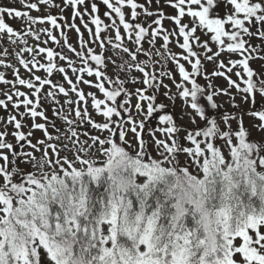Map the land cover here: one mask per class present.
Wrapping results in <instances>:
<instances>
[{
    "label": "snow or ice",
    "instance_id": "obj_1",
    "mask_svg": "<svg viewBox=\"0 0 264 264\" xmlns=\"http://www.w3.org/2000/svg\"><path fill=\"white\" fill-rule=\"evenodd\" d=\"M19 2L26 9L38 10L37 3L30 0ZM101 2L108 9L104 16L112 23L103 24L95 15L98 8L93 3L90 23L95 25V32L89 29V36L100 41V51H83L87 47L83 39L81 51H76L64 39L82 67L76 68L75 61L50 48H25L33 54L31 61L19 54L17 59L32 77L22 79L14 70L15 81H10L0 73V83L31 90L35 100L18 89H5L4 94L14 109L23 106L21 120L29 115L31 128L41 130L45 137L33 143L29 139L32 132H23L24 125L14 115H9L8 123L16 129L12 135L21 151L6 140L7 131L0 132V264H264V139L250 140L243 116L237 119L226 112L221 123L210 118L208 111L219 107L214 98L220 95L232 96L235 101L230 91L233 88L243 94L246 104H257V97L264 101V73L250 65V61L264 56H257L261 49L249 42L256 36L264 40V0H166L175 15L156 13L157 18L148 27L134 23L141 15L137 9H143L146 16L153 15L137 0ZM39 3L49 4L50 0ZM64 4L72 7L74 18L89 15L87 9L83 13L77 10L85 0H64ZM124 8L131 10L130 19H126ZM5 16L23 18L29 26L44 22L29 11L0 6V34H7L9 39L17 37V31L6 23ZM186 17L190 18L188 23L183 22ZM116 18L123 32L129 38L134 36L135 51L123 44ZM46 19L54 28L59 27L51 15ZM164 19L173 21V31L163 28ZM81 23L88 26L83 19ZM71 26L76 28L75 24ZM107 28L114 30V40L101 36ZM198 32L206 39L201 40ZM47 35L58 43L51 32ZM149 35L150 44L158 35L162 38L163 54L175 64L180 82L169 73L161 72L160 76L172 80L179 98L192 109L188 113L191 122L195 124L198 117L202 127L184 130L173 115L160 114L157 127L149 128L145 138L146 122L167 107L156 103L157 93L161 87L168 88L155 73L146 70L148 62H136L137 54L143 51L142 41ZM171 36L177 38L182 53L170 52ZM105 41L136 62L125 61L127 72L141 73L143 88L129 89L128 78L108 75ZM210 44L216 46L215 51ZM193 45L204 50L207 60L219 58L224 52L241 57L229 59L227 64L221 60L216 67L222 71L211 73L224 77L228 89H217L211 83L200 86L195 77L201 74L202 61ZM8 54L5 49L4 55ZM39 54H46L47 63L36 59ZM145 54L151 58V53ZM56 57L66 61L76 76L75 82L65 67L55 62ZM181 59L190 64L191 72L180 63ZM89 60L94 62L95 71ZM0 64L13 67L2 60ZM119 68L124 71V64ZM33 69L43 70L46 76L35 75ZM54 72L64 74L68 89L48 78ZM77 73H86L95 80ZM130 81L141 83L135 76ZM81 83L97 89L102 98L93 92L85 94L79 88ZM46 85L50 86L47 97L54 98L57 92L65 97L74 93L76 97L64 101L65 105H76L71 109L75 119L65 114L63 105L54 112L65 125L63 130L56 129V136L49 133L45 123H35L36 117L47 121L45 113L39 111L40 93ZM163 94L172 99L168 92ZM89 98L100 121L88 109ZM201 98L207 106H201ZM7 101L0 100V107L7 108ZM246 114L258 120L255 126L264 131V105L250 107ZM50 126L56 128L55 123ZM54 140L57 143H52ZM21 142L33 151H23ZM35 153H40L39 157ZM17 161L30 165V169L21 168Z\"/></svg>",
    "mask_w": 264,
    "mask_h": 264
},
{
    "label": "rangeland",
    "instance_id": "obj_2",
    "mask_svg": "<svg viewBox=\"0 0 264 264\" xmlns=\"http://www.w3.org/2000/svg\"><path fill=\"white\" fill-rule=\"evenodd\" d=\"M90 1L91 0H85V4L84 5H79L77 6V10L80 11L81 13L85 12V9H87V12L89 13V15H84L83 17H75L73 18L72 15V7L65 5L64 4V0H50L49 4H40L38 3V10H29V9H24L22 7V5L20 4L19 1L17 0H0V6H9V7H14L17 8L19 10L22 11H29V14L32 17L37 18V20L39 21L40 19H43L44 22L43 23H35L32 24L31 26H29V23L24 20L23 18L20 19H13V18H7L5 16V21L6 23H8L14 30L17 31V37H12L11 39H9V37L7 36V34H0V57L1 60L3 61L4 64H11L13 67L12 68H5L3 65L0 67V73H3L5 78L7 80L10 81H15V75L13 74L14 70H18V73L20 75V77L22 79H30L32 77V72L29 71V69L24 68L20 63L19 60L17 59V54L20 55L21 58H24L28 61H31L32 59V53L24 51L25 48H32L35 50H38L39 48L43 47V48H50L52 49L54 52L57 53H62L64 56L69 57L71 60L76 61V56H71V53H69L68 49L65 48V44H64V39H67L68 44H70L73 48L76 49V51H81V39L84 40V42L87 44V47L83 49V51L87 52L88 48L93 49L95 52H99L100 48H99V44L100 41H95L93 40L90 36H89V29L92 30V32H95V25L90 23V15H91V5H90ZM94 3L97 5L98 8V12L95 14L97 16H99V18L102 20L104 25H110L112 23L111 20L108 19V17L104 18L103 14L105 12V9L107 8L104 4L101 3V1L99 0H93ZM138 3L144 5V8H146L148 11L152 12L153 15L151 17H146L143 14V9H137V12L141 13V15L139 16L137 21H140V23L145 26L148 27V25L154 21L157 16L156 13L162 12L165 17L167 16H172L175 15V10H171V7L167 4L166 0H151V3H149V0H137ZM124 11L126 13V19H130V9L128 8H124ZM222 12V11H221ZM54 16L53 18L56 19L57 24L59 25L58 28H54L51 24H49L47 22V16ZM114 16V14H112ZM62 16V17H61ZM58 17V18H56ZM81 19H83L88 26L85 27L84 23H81ZM190 18H184V23H188ZM117 20V19H116ZM64 26H63V25ZM75 24L76 28L79 29V32L76 31V28H73L71 25ZM117 24V23H116ZM118 26H120L119 24H117ZM162 26L165 30L167 31H173L175 29V25L173 23V21L169 20V19H164L162 21ZM153 28H155L156 26L153 24L152 25ZM120 28H122L120 26ZM59 29V30H58ZM31 32L33 34L31 35H26L25 33L27 32ZM252 31H255V28L252 29ZM47 32H51L52 35L56 38L57 42H53L52 39H50L47 35ZM151 32V28L149 29V33ZM104 34H102V37H108L111 36L112 38L115 37V32L112 28H107L104 32ZM121 33H122V29H121ZM200 33V32H198ZM123 34V33H122ZM201 36V40L205 39L206 37L203 36L200 33ZM38 37V39L36 38ZM123 37V43H127L128 41L126 40V38ZM151 39L150 35L145 37V40L143 42V47L144 50L147 51L148 53H151L152 56V61L154 63V67L156 70L158 71H170L172 72V77L176 80V82H180V77L178 74V71L176 70L175 64H172L170 61V58L168 57V55H164V49L162 47L163 45V41L159 40L158 38H156L155 43L154 44H150L148 41ZM12 40H15L16 43L13 44ZM177 38L175 36H171L170 37V42L168 45V48L170 50V52L172 54H180L182 53V49H180L176 43ZM21 41H24L23 43ZM134 40H132L131 42H133ZM131 42H128L129 44V49L131 51H135V45ZM181 42H182V38H181ZM250 44L253 47H256V44H259L262 46V49L260 51H258L257 53L260 56H264V40L261 39H254L251 38L250 39ZM212 45V44H211ZM213 51L216 50V47H213ZM5 49L8 50V55L5 56L4 52ZM161 53L162 55H157V53ZM75 54V53H74ZM104 55L106 57V62L108 64V68L106 69L108 75L110 76H119L122 79L128 78L130 79L131 76H135L137 78H139V80L141 81V83H137V84H127L126 87H128L129 89L134 90L135 88H143L141 86H143L142 83V77L140 75L139 72H131L130 74L127 72V64L125 63V61H127L128 63H133V61H131L130 57L127 55V53L122 52L120 49H113L111 47V45H109L107 43V41H105V49H104ZM46 54H39L36 56V59L39 60L41 63H45L46 59H45ZM201 57V56H200ZM241 57L238 54H224L222 53L221 56L219 58L214 59L213 61H204V65L201 71V74L199 76H197L198 80L197 82L200 84L201 87H206L209 83H211L215 88L220 89H228V85H227V81L224 79V77H219V76H214V77H210L208 75H210L213 71H215L216 65L222 60L227 64V61L229 59H240ZM113 61H115V63H113ZM55 62L62 66L65 67L66 69V74L69 76L70 79L73 80V82H75L76 76L72 73L71 69L68 68V65L66 63V61H61L59 60V57L55 58ZM180 63L184 64L186 70H188L189 72H191V66L187 61L184 60H180ZM124 64V71H121L119 68V65ZM250 65L251 67L258 73H264V59H254L252 61H250ZM76 68L78 67V65H74ZM29 68H31V63H29ZM33 72H35V70H32ZM222 71V69L220 70ZM235 71V70H234ZM41 72V73H40ZM40 72L36 71L35 75L41 76L42 78L46 76V73L43 72V70H40ZM205 72V74L203 73ZM83 75L84 79H91L94 81V77H87V74L83 73L81 74ZM231 75V78L233 80H236L237 78L235 77L234 74H228ZM128 76V77H127ZM205 76H207V78H209V80L207 82H203L202 80L206 79ZM49 79H51L55 84L61 85L63 86L65 89L69 88L68 83L64 80V74L62 76H60V73H54L51 77H48ZM196 79V77H195ZM163 84L168 85V88H163L161 87L160 90H163L164 93L168 92L170 94V96L173 98L176 97V91L177 89L175 88V84L172 82V80H167L164 81ZM141 85V86H140ZM188 87H190V85H187ZM79 88L81 90H83V92L85 94L89 93V92H93L95 93L98 98H102L101 94L98 92L97 89L89 87L88 85H85L83 83H81L79 85ZM5 89H10L12 91L15 90H19V91H23L26 94L29 95L30 99L35 100V97H31L30 93L31 90L29 91L26 87L22 86V85H16V88L13 89V85L12 84H3L0 83V92L4 91ZM50 90V86L46 85L40 93V108L39 111H43L47 117V121H45L44 119L40 118V117H36L35 118V123H45L46 125H48V131L49 133H51L53 136H56L57 130L56 129H61L63 130L65 125L63 124V122L59 119L58 116L54 115V112L57 110L61 109V106L63 105V111L65 112V114H69V118L74 119V111H71V109H74L76 107L75 104L69 106V105H65L64 101L66 99H71L74 100L75 94L74 93H69L68 97H63L61 96V94H59L57 92L56 96L54 98H50L47 97L46 94L47 92ZM232 95L235 96V101L232 100V96H224V95H220L218 97H215V102L219 105V107L217 109H211V111H219V112H228V113H232L235 110L241 111V109L244 110V112H247V109L250 107H253L252 104H246L244 103V101L242 100V95L243 94H237L236 90L233 88L230 90ZM159 98H162V102L161 103H165L168 105V103H170L171 107H173L174 112L178 115V121L181 123L182 126H185L186 128H190L193 129L194 124L191 122V117L188 115V113H192V110L190 108H187L184 101L182 100L180 103V105H177L175 102L173 103L172 100L169 99L168 96L159 94ZM16 97H13V100H15ZM20 99L22 100L23 97H20ZM164 99H166L167 101L165 102ZM5 100V99H3ZM7 101V99L5 100ZM200 104L203 103V105L201 106H207V101L203 98L200 99ZM132 103H135V99L133 98ZM233 103L237 106L236 108H233ZM82 104V103H81ZM262 105H264V101H260L259 97H257V104H255V108H260ZM88 109L90 112H92L94 118L97 121H100L102 118L100 116H97L95 114V112L91 109V104H90V98L88 101ZM25 110L23 108V106H21L19 108V110L14 109L12 107V101H7V108L5 107H0V132H4L7 131L8 135L6 136V140L14 145H16V141L14 136L12 135V133L14 131H16V129L14 128L13 124L8 123V117L9 115H14L16 116L17 120H21V116L20 113H23ZM208 111L210 113V108H208ZM194 115V113H193ZM237 119H239V116H236ZM142 119V117H141ZM198 121L201 122V124L203 123L202 121L198 119H196V125H201L198 124ZM222 123V120H220ZM22 124L24 125V127L21 129L23 132L27 133L29 131L32 132V136L29 137V139L33 142L36 143L37 140H42L45 139L44 134L41 130L39 129H32L31 125L33 123L32 118L29 115H26L23 117V119L21 120ZM52 123L56 124V128H52L50 125ZM243 123H244V127L246 129H248L251 133L250 135V140H252L253 142H258L262 139H264V131L260 130L258 127H256L255 125H257L259 123L258 120H254L253 118L249 117L247 114L243 115ZM158 125V123H157ZM232 126L234 128H236L238 125L237 123L233 122ZM157 127V126H156ZM146 128H148L146 126ZM145 128V129H146ZM85 129H81V131H84ZM145 138H148V130L145 131ZM156 135L159 137L160 134L156 133ZM163 138V137H160ZM22 144H24L23 147V151L25 152H30L33 151L31 148L27 147V145L24 142H21ZM52 143H57V141H52ZM6 151V150H5ZM16 151L20 152L21 148L19 145H16ZM38 157L40 155V153H35ZM9 161L12 160V155L9 153ZM25 158L21 157V160H23ZM3 161L0 160V164H2ZM17 163L19 164V166L21 168H25V169H30V165H25L23 163H20L19 161H17Z\"/></svg>",
    "mask_w": 264,
    "mask_h": 264
},
{
    "label": "trees",
    "instance_id": "obj_3",
    "mask_svg": "<svg viewBox=\"0 0 264 264\" xmlns=\"http://www.w3.org/2000/svg\"><path fill=\"white\" fill-rule=\"evenodd\" d=\"M17 1H19V0H17ZM51 1H53V0H51ZM99 1H101V0H99ZM30 2H34V3H37V5H38V3H39V0H30ZM94 3V1L93 0H91L90 1V5H92ZM102 3V2H101ZM103 4V3H102ZM22 7H23V5H22ZM24 8V7H23ZM25 9V8H24ZM171 10H174V9H172L171 8ZM26 11V10H25ZM106 11H108V9L106 8L105 9V12ZM104 12V13H105ZM104 13H102L103 14V16H104ZM221 15H223V12H221ZM146 16V15H145ZM52 17H54V16H52ZM62 17V16H61ZM146 17H148V16H146ZM149 17H151V16H149ZM56 18H58V17H56ZM74 18V17H73ZM104 18H106L105 16H104ZM117 20H116V23L117 24H119V20H118V18H116ZM134 23H140V21H136V22H134ZM63 25V24H62ZM64 26V25H63ZM122 27V26H121ZM119 28H120V26H119ZM121 29H122V33H121V35L123 36L124 35V38H126V40L128 41V42H131L132 40H134V36L132 37V38H129L128 36H127V34H125L124 32H123V27L122 28H120V32H121ZM59 30V29H58ZM102 34H104L103 32L101 33V36H102ZM197 35H200V33H197ZM107 37V36H106ZM157 38L159 39V40H162V38L158 35L157 36ZM252 38H254V39H260L258 36H256V37H252ZM206 39V38H205ZM245 39H249V38H247V37H245ZM113 40H114V38H113ZM204 40V39H203ZM163 41V40H162ZM123 42V41H122ZM128 42L127 43H123V44H125L128 48H129V44H128ZM143 42L144 41H142V48H143V51L142 52H140V53H138L137 54V61L136 62H138V61H146V62H148V68L146 69L147 71H149L150 73H155V75L157 76V78L158 79H162V81L164 82V81H167V80H170L169 78H168V76H163V77H161L160 76V73L161 72H165V73H169L171 76H172V72H170V71H168V70H166V71H158V70H156L155 69V67H154V63H153V61H152V56H151V58H149V56L148 55H146L145 53H148L147 51H145L144 50V47H143ZM131 43H133V42H131ZM134 44V43H133ZM135 45V44H134ZM210 46L212 47H216L214 44H210ZM137 46L135 45V48H136ZM193 47H194V50L195 51H197V53L199 54V56H201L200 57V59H201V61H202V64H201V68H203V66L202 65H204V61H205V58H204V50L202 49V48H196L195 47V45H193ZM65 48H67L66 46H65ZM255 48H258V49H262V46L261 45H259V44H256V47ZM68 49V48H67ZM35 50H36V48H35ZM69 51V50H68ZM69 53H71V56H76L75 54H74V52H70L69 51ZM224 54H230V53H227V52H224ZM256 55L257 56H260L258 53H256ZM69 58V57H68ZM77 58V57H76ZM170 61H171V63L172 64H174L173 62H172V60L170 59ZM206 61H213V60H207L206 59ZM136 62H134L133 61V63H136ZM45 63H47V61L45 62ZM75 65H78V69L80 68V67H82L83 66V64H82V62L77 58L76 59V61H75ZM89 66L90 67H92L93 68V70L95 71V65H94V62H92L91 60H89ZM174 67H176V66H174ZM70 69V68H69ZM221 69H218L217 67L215 68V71H220ZM132 72H136L135 70H133ZM54 73H57V72H54ZM204 74H205V72H203ZM86 74V73H85ZM63 74L62 73H60V76H62ZM77 75H81L80 73H77ZM140 75H141V77H142V80H143V76H142V74L140 73ZM110 76V75H109ZM209 76V78L210 77H214V76H212L211 74L210 75H208ZM88 77V76H87ZM111 77H113V79H115L116 78V76H111ZM128 77V76H127ZM209 78H207V79H204V80H202L203 82H207L208 80H209ZM94 80H95V78H94ZM196 80H198V78L196 77ZM127 84H132L131 83V81H130V79H128V83ZM126 84V85H127ZM141 86V85H140ZM141 87H144V85L143 86H141ZM29 90V89H28ZM164 93V91L163 90H159V94H162V95H164L163 94ZM61 96H63V95H61ZM63 97H65V96H63ZM158 97H159V95H158V93H157V100H156V103L157 104H160L161 102H162V98H159L158 99ZM3 99H7V96L4 94V91L2 92H0V100H3ZM74 100H76V98H74ZM170 100H172L173 101V103L175 102L177 105H180V103H182L181 101V99L179 98V96H178V93H177V91H176V97L175 98H173V99H170ZM164 101L166 102L167 100L166 99H164ZM184 101V100H183ZM82 104L84 103V102H81ZM184 103H185V101H184ZM163 104H165V103H163ZM167 107L163 110V112L162 113H155L154 115H153V117L152 118H150L147 122H146V126L148 127V128H146L145 129V131H147L149 128H155L156 126H157V123H158V116L160 115V114H171V115H173V117H174V119H175V122H176V124L177 125H179V126H181L182 127V129H184V130H191L190 128H186L185 126H182L181 125V123L178 121V115L174 112V109H173V107H171V105H170V103H168V105L167 104H165ZM185 105H186V107L187 108H190V107H188L187 106V104L185 103ZM201 105H203V103H201ZM253 107H255V105H253ZM191 109V108H190ZM192 110V109H191ZM224 113H226V112H219V111H211V109H210V118H214V119H218L219 121L220 120H223V114ZM228 113V112H227ZM229 114H231L232 116H243V115H246V113L243 111V112H241V111H238V110H235L234 112H232V113H229ZM74 119H75V114H74ZM196 119H198V117L196 118ZM198 124H201V122H199L198 121ZM203 126V123L201 124V125H196V124H194V127H193V129L194 128H199V127H202Z\"/></svg>",
    "mask_w": 264,
    "mask_h": 264
}]
</instances>
